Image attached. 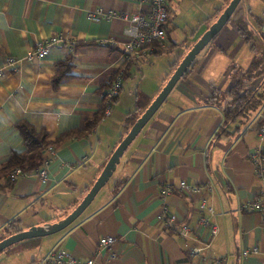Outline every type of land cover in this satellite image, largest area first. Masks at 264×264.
Masks as SVG:
<instances>
[{
    "label": "crops",
    "instance_id": "crops-1",
    "mask_svg": "<svg viewBox=\"0 0 264 264\" xmlns=\"http://www.w3.org/2000/svg\"><path fill=\"white\" fill-rule=\"evenodd\" d=\"M230 1L169 0L166 46L128 62L119 44L128 22L88 16L98 8L133 13L135 0H0V69L7 55L21 59L17 70L0 75V169L13 152H25L19 121L45 129L48 141L57 144L47 182L36 173L15 182L1 179L0 237L14 220L27 230L57 222L80 204L133 123ZM54 36L79 45L72 50L62 41L42 59L26 58L36 43ZM109 39L119 43H102ZM263 54L264 0H243L124 152L114 182L66 229L11 246L0 252V264H39L57 247L82 260L99 253L96 264H264L261 216L241 210L262 190L251 155L257 150L264 155V97L228 135H218L224 116L221 106L210 102L219 91L226 101L236 70L249 69ZM68 57L71 69L56 86L57 64ZM120 71L123 87L106 114L105 92ZM254 84L264 92V75ZM181 181L214 187L208 202L219 232L213 239L198 227L200 196L181 192ZM163 205L193 233L165 230L158 222ZM108 235L120 239L113 249L100 246ZM197 238L209 239L211 246L188 258ZM254 247L258 253L243 255Z\"/></svg>",
    "mask_w": 264,
    "mask_h": 264
},
{
    "label": "built area",
    "instance_id": "built-area-1",
    "mask_svg": "<svg viewBox=\"0 0 264 264\" xmlns=\"http://www.w3.org/2000/svg\"><path fill=\"white\" fill-rule=\"evenodd\" d=\"M137 9L133 13L119 14L114 11H104L102 8L95 9L89 13V19L92 21H100L102 19H112L120 16L128 22L125 30V40L120 43L116 40L109 39L102 43L117 45L122 47L126 61H138L146 58L158 47H165L167 41L166 22L168 19L169 0H135ZM62 41L74 50L78 41L75 39H64L60 36H54L50 39L42 40L29 51L26 58L28 60L42 59L49 55L52 47L60 44ZM21 59L7 55L4 59V67L0 69V75H3L6 69L12 68L17 70ZM124 82L123 71H120L110 87L105 92L106 114L110 113L111 106L114 100L119 96ZM263 131V128H262ZM56 149L49 147L47 149V158L39 169L35 172L36 175L44 182L49 180L50 166L55 158ZM251 159L255 165L256 175L262 182V190L253 199L246 201L242 207V211L256 212L261 216V229L264 231V155L260 150L255 151L251 155ZM28 176L21 168H16L10 175L12 178ZM179 190L186 194L200 196L199 211L201 213L198 221V227L207 228L210 232V240L213 239L219 232V228L214 220L216 212L209 205V196L213 193L214 187L207 183L206 185L190 184L187 181H181ZM171 188L162 193L161 198H165L167 193H170ZM158 222L165 230L176 232L182 236H188L193 233L190 227L185 223H180L178 217L174 213H170L166 205H163L158 214ZM119 237L108 235L100 239V246L113 249L119 241ZM195 239L189 246L186 256L188 258H198L201 254L209 249L211 241ZM258 247L251 250H245L243 255L247 256L251 253H258ZM115 256V252H111L110 258ZM99 253L95 256H90L86 260L75 257L72 253L66 251L62 247H57L44 256L39 264H96L99 262ZM102 264H110L109 261Z\"/></svg>",
    "mask_w": 264,
    "mask_h": 264
},
{
    "label": "trees",
    "instance_id": "trees-1",
    "mask_svg": "<svg viewBox=\"0 0 264 264\" xmlns=\"http://www.w3.org/2000/svg\"><path fill=\"white\" fill-rule=\"evenodd\" d=\"M239 6L235 12L238 10ZM239 30L246 34L245 27L243 25H240ZM163 51L157 50L156 53ZM71 59V57H68L66 60L57 64L59 72L54 78V84L56 86L61 81V79L67 75V72L70 71ZM195 62L196 59L191 66H193ZM188 72L189 69L185 74ZM234 72L235 71H233V73ZM234 74L236 80L226 93V101H221L222 93H220V91L216 92L212 97H210V102L221 106L224 116V121L221 125L218 135L234 134L235 131L239 130L240 123H242L243 120L249 118L250 115L255 112L262 104L264 92L260 86L255 87L254 81L264 75V54L262 56H258L249 69L245 71L238 69ZM103 112L104 110L101 111L96 116V118H94V120L88 124V128H86L87 131L94 128V126H96V124L102 119L104 116ZM135 118L136 116L134 115L133 119ZM17 128L23 138L25 152H13L11 154L5 166L0 169V181L3 178H7L9 182H15V180L18 178H12L10 175L16 168H21L28 175L35 173L46 160L47 149L50 146L55 149L57 148L56 143L48 141V133L45 129L37 130L24 120L17 123ZM0 187H2L1 183ZM21 230L22 229L18 227V220H14L7 226L4 235L0 237V240ZM9 248L10 247L6 248L5 250H8Z\"/></svg>",
    "mask_w": 264,
    "mask_h": 264
},
{
    "label": "water",
    "instance_id": "water-1",
    "mask_svg": "<svg viewBox=\"0 0 264 264\" xmlns=\"http://www.w3.org/2000/svg\"><path fill=\"white\" fill-rule=\"evenodd\" d=\"M242 2L243 0H231L229 5L219 15L217 20L208 28V30L204 32L200 39L193 45L190 51L179 63V65L177 66L174 73L171 75L170 79L167 81L166 85L163 87L161 92L145 109L141 116L136 119L127 135L122 139V141L113 151L106 165L104 166L101 174L98 176V178L96 179L86 196L83 198V200L80 202V204L65 218L57 222L46 223L42 226H33L27 230H21L3 238L2 240H0V252L19 242L28 239L48 236L62 231L68 226H70L82 215L86 208L92 203L99 191L108 183L110 178L113 176L124 152L127 150L129 145L133 142V140L145 127V125L150 121V119L156 114V112L167 99L173 88L177 85V83L181 80V78L191 67L192 63L200 54V52L211 41L216 38V36L220 33L224 26L231 20L235 10Z\"/></svg>",
    "mask_w": 264,
    "mask_h": 264
},
{
    "label": "rangeland",
    "instance_id": "rangeland-1",
    "mask_svg": "<svg viewBox=\"0 0 264 264\" xmlns=\"http://www.w3.org/2000/svg\"><path fill=\"white\" fill-rule=\"evenodd\" d=\"M114 177H115V175L110 178V180L108 181V183L103 188L109 187L114 182Z\"/></svg>",
    "mask_w": 264,
    "mask_h": 264
}]
</instances>
